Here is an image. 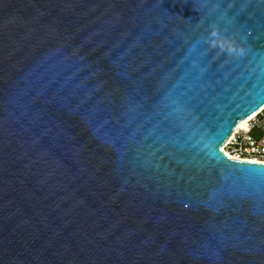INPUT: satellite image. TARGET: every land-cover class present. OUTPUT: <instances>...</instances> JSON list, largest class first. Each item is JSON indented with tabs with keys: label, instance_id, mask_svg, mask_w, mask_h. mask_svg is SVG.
<instances>
[{
	"label": "water",
	"instance_id": "obj_1",
	"mask_svg": "<svg viewBox=\"0 0 264 264\" xmlns=\"http://www.w3.org/2000/svg\"><path fill=\"white\" fill-rule=\"evenodd\" d=\"M264 0H0V264H264Z\"/></svg>",
	"mask_w": 264,
	"mask_h": 264
},
{
	"label": "built area",
	"instance_id": "obj_2",
	"mask_svg": "<svg viewBox=\"0 0 264 264\" xmlns=\"http://www.w3.org/2000/svg\"><path fill=\"white\" fill-rule=\"evenodd\" d=\"M242 121L244 125H240ZM242 121L225 142L224 149L239 158L264 162V106Z\"/></svg>",
	"mask_w": 264,
	"mask_h": 264
},
{
	"label": "bare ground",
	"instance_id": "obj_3",
	"mask_svg": "<svg viewBox=\"0 0 264 264\" xmlns=\"http://www.w3.org/2000/svg\"><path fill=\"white\" fill-rule=\"evenodd\" d=\"M245 124V121H242L240 125H244ZM227 151V150H226ZM227 153L232 156V157H237V156H234L233 154H231L230 152L227 151ZM239 158V157H238Z\"/></svg>",
	"mask_w": 264,
	"mask_h": 264
}]
</instances>
